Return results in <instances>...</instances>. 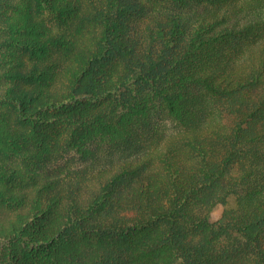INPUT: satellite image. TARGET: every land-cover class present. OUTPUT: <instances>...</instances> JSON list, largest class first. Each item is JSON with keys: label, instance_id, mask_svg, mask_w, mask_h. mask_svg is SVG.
<instances>
[{"label": "trees", "instance_id": "16d2710c", "mask_svg": "<svg viewBox=\"0 0 264 264\" xmlns=\"http://www.w3.org/2000/svg\"><path fill=\"white\" fill-rule=\"evenodd\" d=\"M0 264H264V0H0Z\"/></svg>", "mask_w": 264, "mask_h": 264}, {"label": "rangeland", "instance_id": "374dc122", "mask_svg": "<svg viewBox=\"0 0 264 264\" xmlns=\"http://www.w3.org/2000/svg\"><path fill=\"white\" fill-rule=\"evenodd\" d=\"M45 18L47 19L48 17ZM154 120L155 122H153V124L158 128V131L162 137H166L167 134H169L174 129V120L171 119L166 112L158 114L157 116H155ZM18 161L19 160H17V162H14L12 160H9L8 162L13 164L19 163ZM83 164L84 162L81 159L80 153L73 151L65 154V156L60 158L58 162L55 163L49 170H53V168L57 167L61 170V172H65L69 169V167L70 169H72L74 167L82 166Z\"/></svg>", "mask_w": 264, "mask_h": 264}]
</instances>
